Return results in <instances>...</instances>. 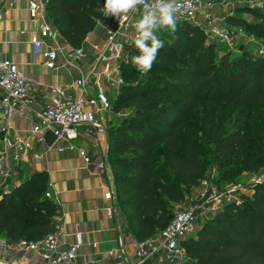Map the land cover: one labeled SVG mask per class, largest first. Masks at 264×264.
Returning a JSON list of instances; mask_svg holds the SVG:
<instances>
[{
    "label": "trees",
    "instance_id": "trees-1",
    "mask_svg": "<svg viewBox=\"0 0 264 264\" xmlns=\"http://www.w3.org/2000/svg\"><path fill=\"white\" fill-rule=\"evenodd\" d=\"M104 2L48 0L47 11L66 42L76 48L95 30ZM252 14L255 19L251 21L234 14L226 20L235 28L264 33V9ZM202 32L195 24L177 21L176 32L158 35L164 47L155 61L175 90L168 96L174 103L167 105L164 97L157 101L151 94L141 108V101L131 103L138 114L130 119L129 129L115 138L116 155L110 159L116 205L129 211L127 224L137 241L155 236L170 224L176 207L186 200L184 188L197 187L204 179L209 151L214 159L232 165L236 174L264 165V55L247 53L236 67L231 54L226 53L216 65L205 59ZM138 54L136 47L127 48L120 62L124 84L110 97L120 98L130 88L149 87L146 80L137 83L132 58ZM170 56L177 65L168 64ZM131 77L132 81L126 82L125 78ZM200 110L209 113L200 127L201 135L192 121ZM227 112L237 113L236 124L248 116L249 127L241 125L228 132ZM19 175L21 185L0 200V235L15 242L40 241L59 232L60 206L46 196V172H31L23 166ZM261 181L242 205L234 202L218 211L195 237L182 242L187 259L181 264H264V178Z\"/></svg>",
    "mask_w": 264,
    "mask_h": 264
},
{
    "label": "built area",
    "instance_id": "built-area-1",
    "mask_svg": "<svg viewBox=\"0 0 264 264\" xmlns=\"http://www.w3.org/2000/svg\"><path fill=\"white\" fill-rule=\"evenodd\" d=\"M152 3V0H147ZM30 17L37 25V32L30 41L36 55L45 58V65L51 69L66 68L76 70L78 78L72 87L78 92L67 93V88L50 87L47 96L51 99L43 109L36 110L31 83L20 70L19 65L10 59L0 60V200L11 189L21 185L19 168L41 160L45 151L53 144L46 141V134L52 132L59 152L76 151L86 166L106 171L112 186L105 192L111 204L106 208L112 216L116 208V184L113 164L107 155L95 159L87 148L78 147L72 142L84 129L87 137L96 147L100 138L107 133L110 111L113 105L111 95H116L124 84L120 62L128 47L134 44V25L142 15V6L129 13L127 19L102 16L96 28L103 34V40L88 41L80 47H72L54 26L47 11V0H26ZM6 0H0V20L4 16ZM177 21L195 24L214 37L231 40L226 16L219 17L214 0H175ZM1 44V41H0ZM263 52H261L262 54ZM92 55L88 70L82 62ZM32 117L31 127L26 130L14 125L16 117ZM50 185V184H49ZM237 187L234 188L236 190ZM46 196L53 198L50 190ZM223 198L214 197L213 205H219ZM219 203V204H218ZM199 205L179 209L170 224L155 236L136 241L132 250L120 244L114 253V262L109 264H145L152 258L157 264H181L187 259L182 242L195 230ZM81 243L66 244L59 240L58 232L49 234L40 241H12L0 235V264H90L78 259Z\"/></svg>",
    "mask_w": 264,
    "mask_h": 264
},
{
    "label": "crops",
    "instance_id": "crops-1",
    "mask_svg": "<svg viewBox=\"0 0 264 264\" xmlns=\"http://www.w3.org/2000/svg\"><path fill=\"white\" fill-rule=\"evenodd\" d=\"M4 11L3 19L0 20V60L10 59L16 62L27 76L35 99V109L41 110L50 103L51 99L47 96L50 87H65L68 94H76L78 90L72 85L79 76L78 71L51 69L45 65L42 55L33 52L30 41L38 29L31 20L26 0H6ZM103 38V32L97 29L87 40L100 41ZM85 45L88 46L87 42ZM91 63L92 55L89 54L82 66L88 70ZM32 122L30 116H18L14 125L18 129L26 130L31 127ZM72 142L78 147L87 148L95 159L104 155L110 156L108 133L101 136L99 147L87 137L84 129ZM52 144L50 150L42 145L38 146L45 151L43 158L31 164H22L21 167H30L28 170L31 172H46L52 199L60 206L59 240L68 245L80 242L79 260H86L90 264L114 262V253L110 254V251L117 249L120 244L132 250L137 239L122 216L119 206L116 205L112 216L106 212L111 204L105 196V192L112 186L109 175L106 171L87 167L76 151L59 152L57 146L60 143L53 141Z\"/></svg>",
    "mask_w": 264,
    "mask_h": 264
},
{
    "label": "rangeland",
    "instance_id": "rangeland-1",
    "mask_svg": "<svg viewBox=\"0 0 264 264\" xmlns=\"http://www.w3.org/2000/svg\"><path fill=\"white\" fill-rule=\"evenodd\" d=\"M214 1L220 6L219 8H217V14L219 17L226 16L227 14H234L240 15L248 21H251L255 19L252 14L253 10L262 11L264 9V0ZM225 24L227 25L228 30L232 34L230 42L225 41L221 37H214V35L211 36V33H206V29H202V33L204 35V50L207 52L205 56L206 60H210L212 63L220 65V59L226 53H230V61L232 62L233 66L237 67L238 60L240 58H244L247 53L257 55L263 52L264 55V33L257 34L249 29L241 30L240 28H235V26L233 25L230 26L227 20ZM165 31L168 30L161 29L157 35H160ZM179 34L181 38L185 39L183 32H180ZM166 61L168 62V64H172L174 66L177 65L175 60L171 56L167 57ZM125 69L128 71H132V68L125 67ZM135 75L139 77L137 80L138 84L143 83L140 80H146L149 82V87L143 88L140 86L135 89L130 88L120 98L118 96L110 97L113 105V110L110 111V113L108 114L109 117H111V121L109 123V125L111 126L109 129V135L111 137V142L113 143V154L109 156V159L110 157L113 158L116 155V152H114V147L117 146L115 138L117 135L120 134L118 132L128 130L130 127V119H132L134 115L138 114V112L135 111L133 107L129 106L131 103L141 101L140 103L142 104L139 106L141 108L143 104L146 105L147 96L149 94H151L152 97H155L157 101H163L162 97H164V100H167V105L174 103V99L168 96L175 90L171 88L169 83L166 82V79H168L169 77L167 73L162 70L160 64L157 61L154 62L151 70L146 74H141L140 72H137V74ZM125 79L126 82H130L133 78L131 77ZM153 90L155 91V94H153ZM164 107L165 106H163V108ZM208 114L209 113L206 110H200V113L196 117L192 118L195 131L198 132L199 135H201L200 127L204 123L205 118ZM224 117L228 121V132L235 131L241 125L246 128L249 127V123L247 121L248 116L242 118L243 122L238 124H236V112H227L225 113ZM205 156L206 172L204 175V179L197 187L184 188L186 200L181 206H178L175 209L179 210L196 205H199L201 207L197 213V222L195 230L189 234L187 239L195 237L198 231L218 211L227 209L229 205L234 202L238 205H242L244 202V197H251L255 192L256 185L258 183H261V180H263L264 178V165L261 167L259 166L254 171H242L241 173L236 174L237 172L233 169L232 165H227L221 160L214 159L213 151H209V153ZM122 170L124 169L121 168V171ZM18 177L20 178V175ZM235 187H237L236 190H234ZM217 196H221L223 200L220 204L218 203L219 205H213V199ZM128 213V210L121 209V214L124 217L125 221H127ZM145 264H157V259L152 258L148 260Z\"/></svg>",
    "mask_w": 264,
    "mask_h": 264
},
{
    "label": "clouds",
    "instance_id": "clouds-1",
    "mask_svg": "<svg viewBox=\"0 0 264 264\" xmlns=\"http://www.w3.org/2000/svg\"><path fill=\"white\" fill-rule=\"evenodd\" d=\"M142 6V15L134 25V44L139 54L132 58V63L141 74L149 72L164 42L158 38L161 29L176 32L177 19L175 0H105L101 12L104 16L127 19Z\"/></svg>",
    "mask_w": 264,
    "mask_h": 264
},
{
    "label": "water",
    "instance_id": "water-1",
    "mask_svg": "<svg viewBox=\"0 0 264 264\" xmlns=\"http://www.w3.org/2000/svg\"><path fill=\"white\" fill-rule=\"evenodd\" d=\"M45 138H46L47 144L49 145H51L53 141L55 140V136L52 132H48Z\"/></svg>",
    "mask_w": 264,
    "mask_h": 264
}]
</instances>
